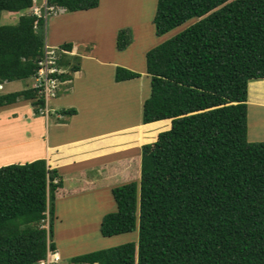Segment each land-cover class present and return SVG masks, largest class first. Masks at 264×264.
I'll use <instances>...</instances> for the list:
<instances>
[{"label":"trees","instance_id":"1","mask_svg":"<svg viewBox=\"0 0 264 264\" xmlns=\"http://www.w3.org/2000/svg\"><path fill=\"white\" fill-rule=\"evenodd\" d=\"M70 12L100 0H47ZM34 0H0L16 15ZM197 20L146 53L151 92L144 100L139 177L111 186L117 210L103 216L104 236L139 226L138 241L76 255L73 264H264V141L250 140L249 83L264 79V0H158V35ZM45 17L21 13L0 23V88L34 79L45 55ZM131 29L117 32L126 49ZM72 41L60 45L61 81L72 65ZM71 72V73H70ZM141 72L117 65L116 81ZM30 100L45 108L34 84L0 93V107ZM77 113L75 107L61 110ZM147 128V129H146ZM72 192V191H71ZM65 180L45 158L0 167V264H38L56 251L55 218ZM48 224V225H47Z\"/></svg>","mask_w":264,"mask_h":264},{"label":"rangeland","instance_id":"2","mask_svg":"<svg viewBox=\"0 0 264 264\" xmlns=\"http://www.w3.org/2000/svg\"><path fill=\"white\" fill-rule=\"evenodd\" d=\"M157 1L107 0V3L110 4L114 2L116 11H111L116 12L115 15L119 14V16L110 17L107 13L110 10L104 7L103 12L106 17H102L104 19L99 20L98 18L101 16H98L96 17L98 21L94 23L109 24L110 29L102 31L103 33H98L100 37L96 40L93 36H91L92 40L83 41L81 39V42L86 43V45L80 44L78 55L75 53V49L70 52V55L73 56L71 64H79L82 73L86 72L94 77L90 78L85 85L94 82L98 84L95 87L96 92L94 94L88 93L90 95H87L85 91L86 86H80L81 92L77 91L75 93L70 90L71 88H66L68 85L62 86L64 91L63 93L60 92L59 96L68 94L67 96L70 99L69 105L64 107L70 108L73 106L79 109L80 106L82 110V118L74 120L75 124H72L67 129L66 132L69 135L83 131V129H80V124H86L85 120L88 125H85V127L87 129L93 128L96 131L136 125L134 129L129 130H134L136 133L129 136L126 135V138L134 139L130 144L138 148L145 143L154 142L161 131L171 127L172 120L169 127L158 130L152 140L148 142L141 140V133H144L145 130V126L142 125L144 123L141 122L143 102L151 92V77L147 73L146 53L151 48L187 28L197 18L193 17L163 35H158L153 21L157 9ZM35 5L42 8L39 13L45 17V52L46 50L54 51L57 57L61 56V52H59L60 45L53 46L51 37L53 35L57 37L64 35L68 38L79 37L80 33L76 28V24H79L81 20L70 16L57 19L56 17L61 11L58 9L55 11L54 9L51 10L47 6V0H34V8L26 9L21 13H35ZM21 13L11 15L8 11H2L0 23H16ZM108 18L113 19L108 20ZM58 26L61 28H58ZM122 27L131 29L132 40L126 49L119 50L116 47V38L118 30ZM93 56H99L100 58ZM117 65L139 71L141 76L127 82L124 81L126 84L117 87L115 86L116 79H114ZM65 69L70 71L69 67H65ZM72 74L74 75L75 73L72 72ZM33 83L34 79L32 78L5 82L4 86L0 88V93L20 90L33 85ZM77 83L79 84L80 81ZM123 95H125L124 100H122ZM55 100L56 96H52L48 107L39 110L35 109L30 100L25 99L0 107V167L11 163L30 162L22 157L26 156L27 149L30 147H23L20 145V141L35 133V123H32L35 116H32V113L34 115L36 113L39 116L43 114L45 118L48 116V120H51V122L54 121L56 113ZM248 104V137L249 139L254 138V140L264 141V79H253L250 81ZM89 108L92 109L91 114H87ZM47 110H49L48 114ZM16 115L19 117L17 120L15 119ZM71 116L68 114L66 119ZM30 123L34 130L27 128ZM132 177L138 178L139 170L133 171ZM122 180H124V177H120L112 184L122 183ZM75 183L73 180L69 181L67 186L70 187ZM116 210V202L109 189L78 193L71 192L59 196L56 201L55 239L58 246L57 251H59L58 255L62 259L58 264H73L71 260L76 255L101 248L118 246L130 241H138V225L135 230L118 235L104 236L101 233L100 226L103 216Z\"/></svg>","mask_w":264,"mask_h":264},{"label":"crops","instance_id":"3","mask_svg":"<svg viewBox=\"0 0 264 264\" xmlns=\"http://www.w3.org/2000/svg\"><path fill=\"white\" fill-rule=\"evenodd\" d=\"M104 7L110 10V12H107L110 17L115 15L116 12L111 11H116L114 2L110 4L107 3V0H100L98 7L89 10L70 12L63 7L54 9V11L57 9L61 11L57 15V19L59 17L66 18L70 16L77 20L80 19L81 21L79 24H76V28L80 33L79 37L68 38L64 35L59 37L53 35L51 37L52 45L57 46L64 42L72 41L74 43L73 49H75V53L78 55L81 47L80 44L86 45V43L81 42V39L83 41L92 40L91 36H93L96 40L100 37L98 33L110 29L109 24L94 23L98 21L96 17L101 16L98 18L99 20H103L104 18L102 17H106V14L103 12ZM41 9V7L35 5V12L39 13ZM118 16L119 14H116L114 18ZM110 19L113 18H108V20ZM58 28L61 27L58 26ZM92 43L94 42L92 41ZM93 57L100 58L99 56ZM73 73L75 74H72L71 78L62 80L59 83L58 93L55 100L56 113L53 122L48 120V116L45 118L43 114V117L36 113L35 115L33 113L31 114L32 116H35L34 121L32 122L35 123V133H32L30 137L28 136L20 141V145L23 147H30L27 149L26 156L22 157L28 159V161L45 158L50 167L59 168L65 178L66 191L78 193L83 191L110 190L113 185L112 183H114L115 180L120 177H124V180L122 181L134 179L135 177H132L133 171L139 170L141 149L140 147L136 148L134 145L130 144L134 139H131L130 137L126 138V135L129 136L130 134L133 135L136 133L134 130L129 131L134 129L136 125H127L119 128L96 131L93 130V128L87 129L85 125H88L85 120L84 122L86 124L81 123L83 126L80 124V129H83V131L69 135L66 132L67 129L70 128L72 124H75L74 120L82 118V110L78 105L79 109L76 108L77 113L72 114L71 117L66 119L67 115L62 113L61 110L69 105L68 102L70 99L67 96L68 94L59 96L60 92L63 93L64 91L62 86L68 85L66 88H71L70 90L74 91V93L77 91L81 92L79 89L80 86H86L85 91L87 95H90L88 93L94 94L96 92L95 87L98 84L94 82L85 85L90 78L94 77L89 73H82L81 69ZM79 81L80 83L78 84L77 82ZM127 81L129 80H126V82ZM126 82H118L115 80V86L120 87L123 84H126ZM124 98L125 95H123L122 100H124ZM29 108L30 107H28V109ZM48 111L49 110H47V114ZM88 113L91 114L92 109L89 108L87 110V114ZM15 119L17 120L19 117L16 115ZM34 127L31 123L27 126V128H31V130H34ZM250 140H254V138ZM72 180L76 183L68 187V182Z\"/></svg>","mask_w":264,"mask_h":264},{"label":"built area","instance_id":"4","mask_svg":"<svg viewBox=\"0 0 264 264\" xmlns=\"http://www.w3.org/2000/svg\"><path fill=\"white\" fill-rule=\"evenodd\" d=\"M57 58L54 51L50 52L46 50L43 60L40 61L41 66L35 76L34 85L45 93L46 105H48L50 98L56 96L58 92L60 79L53 76V73L61 71L60 68L55 65ZM41 264H56V262L49 256V258Z\"/></svg>","mask_w":264,"mask_h":264},{"label":"clouds","instance_id":"5","mask_svg":"<svg viewBox=\"0 0 264 264\" xmlns=\"http://www.w3.org/2000/svg\"><path fill=\"white\" fill-rule=\"evenodd\" d=\"M47 6H48V4H47ZM49 7V6H48ZM51 10H53L54 8L53 7H49ZM37 13V12H36ZM38 14H40V13H38ZM60 52V51H59ZM59 57V56H58ZM58 67V66H57ZM60 68V70L61 71H66V69H65V67H59ZM60 71V72H61ZM35 82V81H34ZM60 82H61V80H60ZM34 84V83H33ZM58 93V92H57ZM47 107V105L45 106V108ZM57 250H58V248H57ZM52 251V250H49V252H48V255H47V258L46 259H44V260H42V261H40L39 262V264H41L43 261H46L48 258H49V256H51L52 258H54V261L56 262V264H58V263H60V260L62 259L59 255H58V253H59V251ZM55 254V256H53Z\"/></svg>","mask_w":264,"mask_h":264}]
</instances>
